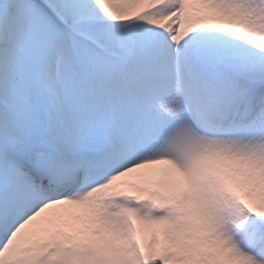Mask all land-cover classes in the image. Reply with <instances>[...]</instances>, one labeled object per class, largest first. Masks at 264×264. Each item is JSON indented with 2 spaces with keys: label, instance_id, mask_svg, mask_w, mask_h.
I'll return each mask as SVG.
<instances>
[{
  "label": "snow or ice",
  "instance_id": "obj_1",
  "mask_svg": "<svg viewBox=\"0 0 264 264\" xmlns=\"http://www.w3.org/2000/svg\"><path fill=\"white\" fill-rule=\"evenodd\" d=\"M0 264H264V0H0Z\"/></svg>",
  "mask_w": 264,
  "mask_h": 264
}]
</instances>
